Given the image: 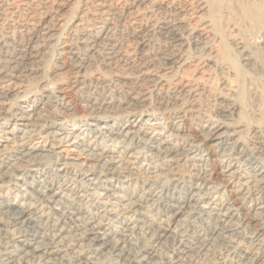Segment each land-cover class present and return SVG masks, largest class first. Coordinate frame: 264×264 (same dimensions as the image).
Listing matches in <instances>:
<instances>
[{
  "label": "bare ground",
  "instance_id": "bare-ground-1",
  "mask_svg": "<svg viewBox=\"0 0 264 264\" xmlns=\"http://www.w3.org/2000/svg\"><path fill=\"white\" fill-rule=\"evenodd\" d=\"M29 2L0 0V264H164L157 248L183 222L178 264H264V0L99 2L101 29L110 11L121 27L99 59L112 75L86 81L85 49L36 99L17 82L40 70Z\"/></svg>",
  "mask_w": 264,
  "mask_h": 264
},
{
  "label": "rangeland",
  "instance_id": "rangeland-1",
  "mask_svg": "<svg viewBox=\"0 0 264 264\" xmlns=\"http://www.w3.org/2000/svg\"><path fill=\"white\" fill-rule=\"evenodd\" d=\"M29 6L26 7V8H21L18 10V15L21 16L23 14L26 15H23L22 16V19H26L27 20H30L31 22L33 21L34 23H36L34 25V23H32L31 27L29 28H26V30H22V34H24V36H22L23 38H26V34L28 35L30 32L31 33H37L39 36H37V41L36 43L34 44H38V46L40 47V49L42 48L41 50V54H40V64H39V67H40V70L37 74H33V75H26L24 73L21 74L20 76V81H17L19 84V87H18V90L20 91V95L22 96H25V95H29L30 97L32 98H38L40 96V94L43 93V84L47 82L48 86L52 87L55 83H61V84H67L71 79H73V76H75V71H74V66L77 64L78 62V58H81L83 57V53H85V49L89 52V55L92 53V63H91V60L89 61H86L84 68H83V71L81 73V75H83V78H85V80H89V79H92L91 77L94 76V73L95 71L100 73L101 74V77H105V78H109L112 74L107 67L104 66V64L102 63L103 61H101V63H99V59H101V57L103 56H106L107 52H111V51H115V49L117 50V43L116 41L121 38V34L120 33V28L119 25L117 24V16L114 14V11H110V14H107L105 17L107 19V23H108V31L107 29H101V25L98 23L99 19H96L95 16H99V13H100V10L97 8L98 7V3L99 2H105V5L107 6H111V7H117V9H124L125 10V7L127 8L129 6V4L132 2V0H56L57 2H54L55 0H29ZM41 1V2H40ZM62 2V3H66L68 2V5L67 7H65L62 11L59 12L60 16L63 15V19L61 22H63V25L62 23L60 22L59 24H61L59 26V24L57 25H53L54 27H52V24H48L47 23V18L51 17L52 15H54L56 13V7H57V4L59 2ZM123 3H122V2ZM46 2V3H45ZM50 2V3H49ZM52 2V3H51ZM86 2V3H85ZM117 2V3H116ZM119 2V3H118ZM112 3V4H111ZM116 3V4H115ZM78 4V5H77ZM121 4V5H120ZM127 6H125V5ZM69 6V7H68ZM124 6V7H123ZM30 7V8H29ZM38 7V8H37ZM29 8V9H27ZM27 9V11H26ZM32 12H31V10ZM39 9V10H38ZM47 10L45 12V10ZM50 9V10H49ZM69 10V11H68ZM72 10V11H71ZM82 10V11H81ZM85 10V11H84ZM21 11V12H20ZM24 11V12H23ZM26 11V12H25ZM41 11V12H40ZM52 11V12H51ZM95 13H94V12ZM99 11V12H98ZM30 12V13H29ZM37 12V13H36ZM62 12V13H61ZM83 12V13H82ZM92 12V13H91ZM28 13V14H27ZM45 13V14H44ZM87 13V14H86ZM97 13V14H96ZM33 16H30L32 15ZM35 14V15H34ZM41 14V15H40ZM78 14V15H77ZM40 15V16H39ZM43 15V16H42ZM83 15V16H82ZM94 15V16H93ZM110 15V16H109ZM34 16H35V19H34ZM38 16V18H37ZM82 17L83 19V22L84 24L82 26H78V27H74L73 25H71V21H73L74 17L77 18V17ZM85 16V17H84ZM25 17V18H23ZM30 17V18H29ZM42 17V18H41ZM67 17V18H66ZM108 17V18H107ZM41 18V19H40ZM45 18V19H44ZM62 18V16L60 17ZM40 19V20H39ZM113 19V20H112ZM36 20V22H35ZM44 20V21H42ZM85 20V21H84ZM109 20V22H108ZM39 21V22H37ZM42 21V22H41ZM46 21V23H45ZM87 21V22H86ZM95 21V22H94ZM112 21V22H111ZM69 22V23H68ZM39 23V25L37 24ZM95 23V24H94ZM97 23V25H96ZM115 25H114V24ZM41 24V25H40ZM87 26H86V25ZM93 24V25H92ZM39 27H37V26ZM48 26V27H47ZM96 26V27H95ZM98 26V27H97ZM113 28H112V27ZM36 27V28H35ZM70 27V28H69ZM84 27V28H82ZM86 27V28H85ZM90 28V32L91 34L94 36V38H87L89 39V41L86 39V37L84 36L85 34V31L86 29L89 30ZM47 28H54L53 30L51 29L50 33L51 34L50 36H43L42 34L45 33L46 29ZM79 28V29H78ZM94 28H97V29H94ZM42 29V30H41ZM57 29V31H56ZM71 29V30H70ZM92 29V30H91ZM74 32H73V31ZM98 30V31H97ZM106 30V31H105ZM37 31V32H36ZM56 33H54V32ZM19 30L17 29H14L12 30V33L14 34L15 33V37H17L18 39V34H20ZM29 32V33H27ZM100 32V33H99ZM111 32V33H110ZM2 33L3 30H2ZM54 33V34H52ZM109 33V34H108ZM72 34H74L72 36ZM99 34V35H98ZM101 34V35H100ZM54 35V36H53ZM104 35V36H103ZM107 35V36H106ZM41 36V37H40ZM75 36V37H74ZM96 36V37H95ZM106 36V37H105ZM44 37V38H42ZM47 37H48V40H47ZM72 37V38H71ZM85 37V38H83ZM39 38V39H38ZM53 38V39H52ZM76 38V39H75ZM100 38V39H99ZM105 38V39H104ZM110 38V39H109ZM43 39V40H42ZM56 39V40H55ZM73 39V40H72ZM84 41H83V40ZM104 39V40H102ZM81 40V41H80ZM92 40V41H91ZM101 40V41H100ZM110 42H109V41ZM114 42H113V41ZM40 41V42H38ZM57 41V42H56ZM76 41V42H75ZM105 43H104V42ZM108 41V42H107ZM69 42V44H71V47H73V54L68 52L67 50V47L70 46L69 44H67ZM72 42V43H70ZM95 42V43H94ZM128 42V44H127ZM134 40L132 39H129L128 41H126V47H124L125 49L127 50H131L134 46ZM40 43V44H39ZM103 43V44H102ZM107 43V44H106ZM115 43L116 45H113ZM130 43V44H129ZM51 44V45H49ZM53 44V45H52ZM63 44H67L66 45V48H65V53L64 55L62 56V58L65 60L64 64H65V69L61 72V76L60 74L58 75L59 77H57V75L55 76L53 73H52V70H53V67L55 65L54 63V57L56 56V52L59 51L60 47L62 46ZM46 45V46H45ZM101 45V46H100ZM128 45V46H127ZM50 46V47H48ZM52 46V47H51ZM95 48H94V47ZM113 46V47H112ZM45 47V48H44ZM75 47V48H74ZM127 47H129L130 49H128ZM132 47V48H131ZM89 48V49H87ZM95 49V52H94V49ZM99 48V49H98ZM102 48V49H101ZM77 49V50H76ZM6 50V49H5ZM9 52L11 51L10 48L7 49ZM45 50V51H44ZM84 50V51H83ZM99 51V52H97ZM101 51V52H100ZM45 52V54H44ZM76 52V53H75ZM91 52V53H90ZM67 56H66V55ZM101 54V55H100ZM104 54V55H103ZM110 53H108L109 55ZM47 55V56H46ZM71 55V56H70ZM77 55V56H76ZM96 55V56H95ZM100 56V57H99ZM65 57V58H64ZM51 58V59H50ZM69 59V60H68ZM71 59V60H70ZM63 60V61H64ZM68 62V63H67ZM94 62V63H93ZM75 65H74V64ZM97 65H96V64ZM99 63V64H98ZM71 65V66H70ZM103 65V66H102ZM118 65V64H117ZM70 67H72L71 69H68ZM92 66V67H91ZM94 66V67H93ZM97 67V69L95 68ZM111 67V65H110ZM92 68V69H91ZM112 68V67H111ZM121 67H119L118 69H120ZM124 68V71L128 74V73H131L129 70L130 68L129 67H123ZM128 70H127V69ZM106 69V70H105ZM74 71L72 73V71ZM95 70V71H94ZM105 70V71H104ZM68 71V72H67ZM71 71V72H70ZM43 72V73H42ZM87 72V73H86ZM49 73V74H48ZM92 73V74H91ZM103 73V74H102ZM118 74V73H117ZM53 75V76H52ZM130 75V74H129ZM27 76V77H26ZM36 77V79L33 78ZM24 77V79H23ZM31 77V79H30ZM41 77V78H40ZM69 77V79H68ZM22 78V79H21ZM28 80H27V79ZM43 78V79H42ZM45 78V79H44ZM56 78V79H55ZM34 79V80H33ZM41 79V80H40ZM44 80V81H43ZM47 80V81H46ZM26 81V82H25ZM51 81V82H49ZM23 82V83H22ZM25 82V83H24ZM38 83V84H37ZM40 83V84H39ZM32 84V85H31ZM24 85V87H23ZM52 85V86H51ZM41 86V87H40ZM27 87H30V88H27ZM41 89H40V88ZM25 88V90L23 89ZM22 89V91H21ZM29 89V90H27ZM22 92V93H21ZM32 92V93H31ZM54 94V93H53ZM36 96V97H35ZM56 110L58 112H62L61 109L62 106H60V103L62 102V99L60 98H57L56 99ZM60 102V103H59ZM60 110V111H59ZM63 118V121H67L68 123L70 122L71 120V117L70 115L68 114H63L62 116ZM70 117V118H69ZM9 192L7 195L9 196L10 195V191H7ZM12 195H10L11 197ZM188 223L187 222H183V224H181L180 226H177L176 230H175V235L170 237V239L168 238L162 246H158L159 248H157L159 251H163L161 254L163 255L165 253V256H166V259H165V262L164 264H178L177 262V257L180 256V251L182 249L181 247V244L179 243L178 239H177V236L178 233L180 234V232H184L185 233V238L187 237V234H191L192 233V228L190 226H187ZM180 228V229H179ZM182 228H184L182 230ZM188 230H185L187 229ZM174 230V229H173ZM29 231L31 232V229H29ZM187 231V232H186ZM190 231V232H189ZM177 233V234H176ZM176 236V237H175ZM138 238H140L138 236ZM175 238V239H174ZM172 239V240H171ZM1 243H3L1 241ZM177 243V244H176ZM176 245V246H175ZM178 245V246H177ZM161 247V249H160ZM163 247V248H162ZM180 247V248H179ZM218 249H220L218 251ZM216 253H224V248L223 247H216ZM179 252V253H177ZM176 253V254H175ZM220 253V254H221ZM68 256L71 255V254H67ZM169 256V257H167ZM104 258V259H103ZM102 259V260H101ZM111 259V257L108 255L106 256H101L97 261H96V264H100V262L102 264H106L104 263V261H107ZM173 259V260H172ZM176 259V260H175ZM167 261V262H166ZM188 262V261H187ZM34 264H39L36 260L34 261ZM62 264H66V263H62ZM186 264H192V263H186ZM194 264V263H193Z\"/></svg>",
  "mask_w": 264,
  "mask_h": 264
}]
</instances>
